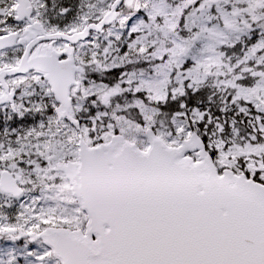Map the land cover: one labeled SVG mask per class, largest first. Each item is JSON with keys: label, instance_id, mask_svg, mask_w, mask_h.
Masks as SVG:
<instances>
[{"label": "snow or ice", "instance_id": "6c2138e0", "mask_svg": "<svg viewBox=\"0 0 264 264\" xmlns=\"http://www.w3.org/2000/svg\"><path fill=\"white\" fill-rule=\"evenodd\" d=\"M0 264H264V0H0Z\"/></svg>", "mask_w": 264, "mask_h": 264}]
</instances>
